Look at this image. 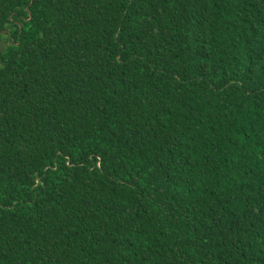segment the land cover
Segmentation results:
<instances>
[{"label": "trees", "instance_id": "trees-1", "mask_svg": "<svg viewBox=\"0 0 264 264\" xmlns=\"http://www.w3.org/2000/svg\"><path fill=\"white\" fill-rule=\"evenodd\" d=\"M0 264H264V0H0Z\"/></svg>", "mask_w": 264, "mask_h": 264}]
</instances>
